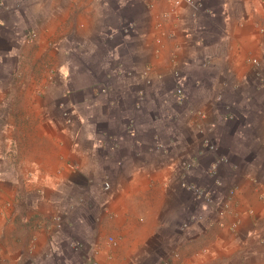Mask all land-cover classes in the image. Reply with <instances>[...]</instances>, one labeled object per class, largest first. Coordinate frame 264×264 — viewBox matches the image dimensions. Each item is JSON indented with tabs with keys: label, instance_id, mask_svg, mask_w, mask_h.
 <instances>
[{
	"label": "crops",
	"instance_id": "1",
	"mask_svg": "<svg viewBox=\"0 0 264 264\" xmlns=\"http://www.w3.org/2000/svg\"><path fill=\"white\" fill-rule=\"evenodd\" d=\"M175 1L0 0V264H264V0Z\"/></svg>",
	"mask_w": 264,
	"mask_h": 264
},
{
	"label": "built area",
	"instance_id": "2",
	"mask_svg": "<svg viewBox=\"0 0 264 264\" xmlns=\"http://www.w3.org/2000/svg\"><path fill=\"white\" fill-rule=\"evenodd\" d=\"M183 4L186 5H195L201 9H203L204 5L201 1L197 0H176L175 1V6L176 7H181ZM128 32V31H126ZM36 35L31 34L29 36L30 39H35ZM254 66H259V62L254 60L253 61ZM176 90H175V96L177 99V102L179 104H184L185 103V94L183 90V81L181 80L180 77H177L176 81ZM65 116L68 118L71 117V113L67 110L65 112ZM206 146L210 149L215 150L216 149V143L214 141H207ZM228 163V159L225 156L219 157L206 171L207 175L215 180L216 186L221 187L222 182L219 179V167L222 164ZM185 169L191 170L192 169V164L187 163L184 165ZM184 188L188 190L190 193H192L195 198L199 201H202L204 204L213 206L215 207V214L218 218H222L225 216V214L228 212L229 205L226 201L219 199L217 192L213 191L211 189H208L207 187H201L196 184H183ZM102 189L104 192H109L111 190V183L108 179H105L102 183ZM233 194V191L230 192ZM60 220V218H59ZM112 241V239H110ZM73 247L75 249H80L81 248V243L75 242L73 243Z\"/></svg>",
	"mask_w": 264,
	"mask_h": 264
},
{
	"label": "rangeland",
	"instance_id": "3",
	"mask_svg": "<svg viewBox=\"0 0 264 264\" xmlns=\"http://www.w3.org/2000/svg\"><path fill=\"white\" fill-rule=\"evenodd\" d=\"M142 99H143V98L141 97V100H140V101H143ZM134 130H135V129H134Z\"/></svg>",
	"mask_w": 264,
	"mask_h": 264
}]
</instances>
